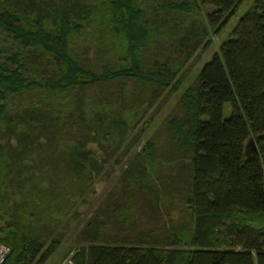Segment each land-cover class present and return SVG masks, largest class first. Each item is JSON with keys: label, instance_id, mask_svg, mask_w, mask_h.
Listing matches in <instances>:
<instances>
[{"label": "trees", "instance_id": "obj_1", "mask_svg": "<svg viewBox=\"0 0 264 264\" xmlns=\"http://www.w3.org/2000/svg\"><path fill=\"white\" fill-rule=\"evenodd\" d=\"M194 1L210 8L205 25H189L172 55L141 0H0L2 264L49 260L68 186L80 195L115 153L120 165L242 0ZM249 139L257 154L245 157ZM120 179L77 233L72 264H264V0L237 17ZM43 198L55 206L44 220Z\"/></svg>", "mask_w": 264, "mask_h": 264}, {"label": "rangeland", "instance_id": "obj_2", "mask_svg": "<svg viewBox=\"0 0 264 264\" xmlns=\"http://www.w3.org/2000/svg\"><path fill=\"white\" fill-rule=\"evenodd\" d=\"M183 2L184 8H189L187 12H181L177 9H171V5ZM188 4L187 7L185 4ZM252 4V0H242L237 7L235 14L231 17L219 33V35L211 36L207 32L206 38L202 41L200 46L192 54L191 58L184 64L180 71H182L183 78L179 90L164 98L163 103L155 107L156 112L150 111L147 117L144 119L146 125L141 131L142 125L139 124L133 134L135 138V144L130 150L124 160L120 162L118 166H112L111 163L116 159V153L110 158L107 169L98 178H92L85 186V189L78 195L73 189L68 186V193L73 194L70 204L63 205L60 208V212L69 210L67 215L59 216L57 222L49 223V227L53 229L52 237H59V246L53 253V255L47 260L45 264H61L65 259L69 257L75 248L74 241L77 233L82 229L85 223L90 219H95L98 215L96 210L102 206L103 201H107L110 195L118 191L117 182H120L121 175L123 174L125 167L131 161L133 155L140 149L145 141L150 139L151 135L158 128L160 124L168 119L174 105L177 103L180 93L186 88L193 80L196 72L200 67L207 62L211 55L217 51L218 46L227 38L232 26L235 24L237 17L241 16ZM140 9H144V15L149 21H153L156 29L154 30V38L152 40L157 44L159 41L160 51L166 52L170 50V54L177 55L176 41L179 36L186 34V31L191 25L192 27L204 26L203 16L210 11L208 6L196 5L194 0H141L138 3ZM169 10V11H168ZM86 35L92 34L90 29L85 30ZM191 41V39H190ZM158 45V44H157ZM154 48H151L149 53H153ZM152 55V54H151ZM181 55V54H180ZM129 87H131L129 85ZM159 106V107H158ZM158 107V108H157ZM231 113V106L224 104L222 107L221 118L227 119ZM139 135V136H138ZM0 144H2L0 142ZM12 144V143H10ZM118 154L120 150L117 151ZM44 166V162L42 164ZM49 165V163H46ZM34 172L37 170L32 168ZM110 171V172H109ZM49 173V172H48ZM24 174V173H23ZM50 175V174H48ZM24 176H27L24 174ZM48 179V177H45ZM63 187L67 186L66 182L61 181ZM40 187H46V183H41ZM42 200V199H41ZM43 198L42 205L38 206L41 212L38 213V219H43L44 215H49L53 212L55 206L54 203H48ZM172 211L174 206L170 207ZM179 210V208L177 209ZM176 210V211H177ZM173 217H175L173 213ZM33 219V218H31ZM99 219V218H98ZM41 221V220H40Z\"/></svg>", "mask_w": 264, "mask_h": 264}, {"label": "built area", "instance_id": "obj_3", "mask_svg": "<svg viewBox=\"0 0 264 264\" xmlns=\"http://www.w3.org/2000/svg\"><path fill=\"white\" fill-rule=\"evenodd\" d=\"M9 253V248L0 243V264H2ZM61 264H72L70 259H65Z\"/></svg>", "mask_w": 264, "mask_h": 264}, {"label": "water", "instance_id": "obj_4", "mask_svg": "<svg viewBox=\"0 0 264 264\" xmlns=\"http://www.w3.org/2000/svg\"><path fill=\"white\" fill-rule=\"evenodd\" d=\"M257 152H256V149L253 145V142L252 140H248L246 143H245V146H244V155L245 157H248L250 155H256Z\"/></svg>", "mask_w": 264, "mask_h": 264}]
</instances>
